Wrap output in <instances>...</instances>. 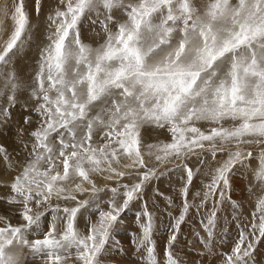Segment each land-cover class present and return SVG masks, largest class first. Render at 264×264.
I'll return each instance as SVG.
<instances>
[{
    "label": "snow or ice",
    "instance_id": "snow-or-ice-1",
    "mask_svg": "<svg viewBox=\"0 0 264 264\" xmlns=\"http://www.w3.org/2000/svg\"><path fill=\"white\" fill-rule=\"evenodd\" d=\"M32 7L0 6V264H117L137 201L136 264H264V0Z\"/></svg>",
    "mask_w": 264,
    "mask_h": 264
},
{
    "label": "rangeland",
    "instance_id": "rangeland-1",
    "mask_svg": "<svg viewBox=\"0 0 264 264\" xmlns=\"http://www.w3.org/2000/svg\"><path fill=\"white\" fill-rule=\"evenodd\" d=\"M13 3H14V0H0V6L7 4L9 6V8H11ZM26 5H27L28 10L30 11L33 19H35V11H34V8L32 7V0H26ZM8 24H9V26H12V21L10 18L8 20ZM91 35H93V34L91 33L90 36ZM4 140H5V142H10V137L6 136L4 138ZM173 179L175 180V178H173ZM196 183H197V185H199L200 181L197 180ZM174 186L175 185H170L169 181L166 178H161V180L159 182H155L154 185H150L149 188L147 189V192L150 196V195H152V188L158 187L160 189V191L165 193L166 195H172L173 197H175L176 193L173 191ZM234 198H237V197H234ZM146 199H147V197H146ZM157 201L159 204V209L157 210L156 215L158 217L161 216L162 219L164 218L163 219L164 223L169 222L168 215H166L167 211H171L173 215H177L179 213V210H180L179 207L168 209V206L162 197L157 198ZM176 203H177V205H179L180 201L176 200ZM149 206L152 207L151 201H149ZM139 208H140V202L137 201V202H135L133 210L128 211L126 213L127 223L124 226V230H122L120 233H118V236L123 243L126 254L116 257L117 264H136V262L139 259V257L136 255L135 247L131 243V236H130V233L135 232L138 234V232H139L137 225H136V222H135V215H136V212L139 210ZM158 223H159V221H158ZM221 225L222 226L224 225L223 221L221 222ZM194 228H195V225L192 221H187L182 226V235L180 237V240H181L180 247L184 246L183 241L185 239H189V240L191 239L189 233L191 231H193ZM157 235L162 238L160 243H161V245H163L164 241L166 240L165 233L163 232V230H161L160 232L157 233ZM235 236H236L235 230H232L228 234L227 238H224V232L221 231L219 233L218 238H217V242L228 244L235 238Z\"/></svg>",
    "mask_w": 264,
    "mask_h": 264
},
{
    "label": "bare ground",
    "instance_id": "bare-ground-1",
    "mask_svg": "<svg viewBox=\"0 0 264 264\" xmlns=\"http://www.w3.org/2000/svg\"><path fill=\"white\" fill-rule=\"evenodd\" d=\"M90 34H91V33H88L89 36H90ZM164 215H165V214H164ZM166 215H167V213H166ZM160 217H161V216H160ZM163 219H164V218H163Z\"/></svg>",
    "mask_w": 264,
    "mask_h": 264
}]
</instances>
